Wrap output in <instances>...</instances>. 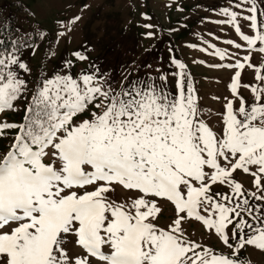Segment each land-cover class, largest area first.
I'll return each mask as SVG.
<instances>
[{"label": "snow or ice", "instance_id": "snow-or-ice-1", "mask_svg": "<svg viewBox=\"0 0 264 264\" xmlns=\"http://www.w3.org/2000/svg\"><path fill=\"white\" fill-rule=\"evenodd\" d=\"M218 14L239 42L208 45L228 61L209 67L232 73L229 95L213 97L216 124L175 57L119 86L99 65L73 72L72 60L29 79L31 35L0 23V264H250L247 248L264 250V62L252 63L264 54V0ZM193 222L228 251L193 239Z\"/></svg>", "mask_w": 264, "mask_h": 264}, {"label": "rangeland", "instance_id": "rangeland-1", "mask_svg": "<svg viewBox=\"0 0 264 264\" xmlns=\"http://www.w3.org/2000/svg\"><path fill=\"white\" fill-rule=\"evenodd\" d=\"M17 3L24 11L17 10ZM229 5L230 0H0V17L3 22L14 17L15 26L31 38L35 30L44 33L43 40L34 42V52L24 50L23 58L33 70L29 79H35L41 71L62 72L65 62L72 60L73 72L90 71V65H99L119 86L134 67L139 66L141 74L146 64L168 69L172 56L187 66L205 118L210 124H216L218 120L209 113L222 111V100L216 101L213 97L229 95L226 84L232 73L209 67L228 61L221 62L218 57L209 55L213 49L208 45L223 49L228 47L225 39L239 42L230 27L217 23L223 19L218 14L220 7ZM76 17L79 20L72 23ZM244 31L250 34L246 24ZM61 32L64 34L60 35ZM206 48L207 51H202ZM74 52L87 59L77 60ZM244 54L241 51V56ZM262 62L264 54L254 53L252 63ZM242 78L245 83H254L251 70H245ZM171 83L175 90V80ZM243 94L248 96L247 92ZM237 179L243 181L245 187H251L250 177L237 174ZM113 198L122 199V190L118 188ZM168 217L169 211L164 208L158 223L164 225ZM186 227L193 239H202L223 252L228 251L214 237L208 239L198 223ZM243 257L250 264H264V250L253 246L247 248Z\"/></svg>", "mask_w": 264, "mask_h": 264}, {"label": "trees", "instance_id": "trees-1", "mask_svg": "<svg viewBox=\"0 0 264 264\" xmlns=\"http://www.w3.org/2000/svg\"><path fill=\"white\" fill-rule=\"evenodd\" d=\"M16 5H17V10H18V11H24V8H23V6H22L20 3H17ZM9 19H10V23H11V25H12L13 27H16V26H15V20H16V19H15L14 17H10ZM8 21H9V20H8ZM0 23H4L1 17H0ZM32 41H33V42H36V41L39 42L40 40L38 39L37 35L34 34L33 37H32ZM8 119H9V120H18V119H19V116L11 115V114H10V115L8 116Z\"/></svg>", "mask_w": 264, "mask_h": 264}]
</instances>
